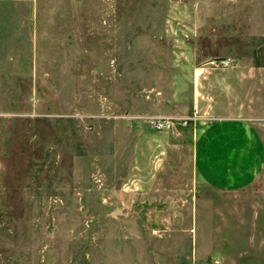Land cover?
<instances>
[{"label":"rangeland","instance_id":"374dc122","mask_svg":"<svg viewBox=\"0 0 264 264\" xmlns=\"http://www.w3.org/2000/svg\"><path fill=\"white\" fill-rule=\"evenodd\" d=\"M220 114L264 115V0H0V264H249Z\"/></svg>","mask_w":264,"mask_h":264},{"label":"crops","instance_id":"0c3cea01","mask_svg":"<svg viewBox=\"0 0 264 264\" xmlns=\"http://www.w3.org/2000/svg\"><path fill=\"white\" fill-rule=\"evenodd\" d=\"M257 120L220 114L207 123L194 147L195 166L207 184L238 196L246 194L251 214L249 264H264V115ZM261 245L263 252H257Z\"/></svg>","mask_w":264,"mask_h":264},{"label":"built area","instance_id":"2783aa9c","mask_svg":"<svg viewBox=\"0 0 264 264\" xmlns=\"http://www.w3.org/2000/svg\"><path fill=\"white\" fill-rule=\"evenodd\" d=\"M149 121L153 124L156 125L157 127L162 126V118L157 117V118H150Z\"/></svg>","mask_w":264,"mask_h":264}]
</instances>
